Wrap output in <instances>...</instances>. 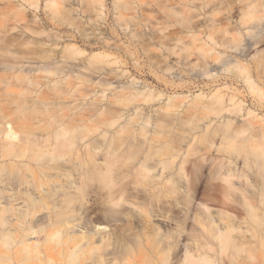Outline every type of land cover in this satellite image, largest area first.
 <instances>
[{"label":"bare ground","instance_id":"6f19581e","mask_svg":"<svg viewBox=\"0 0 264 264\" xmlns=\"http://www.w3.org/2000/svg\"><path fill=\"white\" fill-rule=\"evenodd\" d=\"M84 1L86 8L106 19V10L109 12L110 7L104 0ZM172 1L112 0V8L116 23L121 20L120 24L136 27L152 24V28L160 31L152 37L134 32L127 39H155L158 44L167 45L173 39H182V36L165 34L168 27H196L190 8L175 10L168 5ZM30 3L37 8L39 0ZM59 5L58 0H50L47 5L53 22L36 12H27L22 4L12 5L11 29L19 27L29 37L26 40L16 36L0 38V45L13 46L10 54L14 59L49 62L37 68L22 67L19 73H0V264H264V130L252 132L249 126L232 125L230 119L213 126L212 121L207 122L190 142L199 144L194 147L198 154L190 157L194 153L189 145L179 153L173 138L159 136L167 135L173 125L181 129L182 123L193 120L191 117L180 118L177 124L172 120L158 121L151 128L149 120L138 123L129 118L121 123L123 112L98 103L90 102L82 108L65 104L59 108L56 97L63 80L47 83L45 86L51 92L44 93L39 90L43 85L39 74L31 73L32 70L51 71L59 76L57 60L52 61L59 52L50 46L57 44L59 34L45 30L47 23L70 25L79 34L87 35L83 21L73 16V9L65 8V3L63 7ZM145 5L152 6L159 15L146 14ZM258 9L254 0H246L239 23L246 28L261 23L262 13ZM61 13L65 15L59 16ZM99 18L95 21L101 26L103 21ZM232 39L236 40V35ZM20 51L25 54L19 55ZM82 51L70 46L62 50L61 56L65 62L77 58ZM105 56L100 52L87 57L86 67L104 68ZM234 69L236 73H249L242 64L235 65ZM246 80L251 90L260 93L258 86L248 77ZM221 91L216 89L203 101L201 93L194 96L191 103L194 107L200 103V110L204 112L196 119L197 127L199 120L208 114L218 116L221 110H232L226 108L227 95ZM137 94V91L130 92L115 99L130 102ZM228 101L235 105L233 95L228 96ZM173 105L169 101L165 112ZM245 131L250 132L243 135ZM216 136L220 137L218 143ZM212 147L220 153L219 157L207 154ZM242 152L244 164L256 175L251 182L247 181L248 174L238 173L232 165L233 154L237 157ZM204 165L208 167L209 180L204 198L199 201L202 214L194 216V225L189 229L184 220L177 219L170 208L161 204L162 196L169 198L174 194L177 197L173 199L178 202L181 197L183 207L188 205L195 198L199 170ZM241 175L246 176L247 185L252 189L236 186L234 178L239 179ZM153 180L159 185L157 194L148 191V197L139 193V187L148 190ZM218 188L221 194L216 193ZM237 190L241 192L239 200L234 196ZM219 195L226 209L214 211L208 200ZM158 214L174 221L175 227L160 230L157 226L152 239L136 229L135 222L140 218L150 220ZM32 236L45 237L44 247L39 242H29ZM180 244L184 246L181 254L176 251Z\"/></svg>","mask_w":264,"mask_h":264},{"label":"rangeland","instance_id":"374dc122","mask_svg":"<svg viewBox=\"0 0 264 264\" xmlns=\"http://www.w3.org/2000/svg\"><path fill=\"white\" fill-rule=\"evenodd\" d=\"M30 1L33 0H0L1 39H12V36H16L19 39L26 40L29 37L19 27L11 29L14 20L11 15V7L16 3L22 4L27 9V12H36L39 17L46 16L49 21L53 22L48 15L47 5L50 0H39L37 8L32 6ZM58 1L60 7H63L65 3V8L70 7L73 9V16H77L83 21L85 32H87L86 36L81 35L75 27L61 23L53 26L48 21L49 24L47 23L46 25L45 30L59 34L57 44L50 45L54 47L55 51L59 52V56L52 60H57L59 76L51 74L53 73L51 71L32 70L31 73L39 74L43 83L39 90L44 93L51 92V89L45 86L47 83H53L56 79L63 80L59 83V94L56 97V100L59 101V108L65 104L82 108L89 105L90 102L98 103L103 107H112L123 112V117L121 116L119 121L121 123L126 122L129 118L136 119L138 123L149 120V127L151 128H154V123L158 121L170 122L172 120L177 124L180 118L186 120L187 117H191L193 120L182 123L181 129H177V126L173 125L172 127L170 126V132L167 135L159 136L160 139L173 138L175 146L180 148L178 150L179 153L186 150L189 145L191 153H194L190 157H195L198 154L195 152L197 150H194V147L199 145L198 143L191 144L190 142L193 136L201 132L202 126H205L207 122L211 123L212 121L211 126H213L216 122L230 119L233 122L232 125L249 126L252 132L259 133L264 130V0H254L259 12L262 13V20L261 23L254 24L251 28H246L245 25L239 23L240 13L242 7H245L246 0H193V2L174 0L168 2L169 7H173L175 10L190 8L196 27L194 29H186L177 25L168 27L164 31L165 34L168 36H182V39H173L170 41L172 43L167 45H160L155 39L142 40L141 38L138 39V37H134L131 40L127 39L134 32L143 35V37H152L154 34H159L160 31L152 28V24H142V27H136L120 24L121 20L116 23L112 0H104L107 3V7L110 8L109 12L106 10V19L103 20L97 17L94 11L86 8L84 0L82 2L80 0ZM39 9H41L42 13H40ZM83 9H85V12H83ZM145 13L153 16L159 15L150 5H145ZM102 14H105L104 10ZM162 14L165 16V13ZM63 15L65 14H59V16ZM95 18L103 21L101 26L98 25ZM152 19L155 20L154 18ZM151 23L155 22L152 21ZM191 31L194 32L192 33ZM233 35H236V40L232 39ZM40 40L46 41L48 45L50 44V41ZM70 46L83 50V53L77 55L78 57L75 59H68L64 62V58L61 56L62 50ZM11 48L13 46L8 43L0 45V73H19L20 69L25 66L31 65L33 68H37L41 65H49L47 61L35 60L34 62H27L26 59H14L10 54ZM201 48L204 50L206 48V50L202 51ZM207 48L209 49L207 50ZM100 52L106 54L104 57V68L88 69L84 60L94 53ZM18 54H25V51H20ZM237 64L244 65L249 73H236L234 66ZM50 65L53 64L50 63ZM209 65L212 66L210 67ZM197 67L198 69H195ZM227 67L229 68L228 70L226 69ZM67 77L68 79L64 80ZM247 77L255 86H258L260 93L255 89H250L248 80H246ZM82 79L90 80L82 81ZM225 82L227 83L224 84ZM216 89L222 90L223 92L221 91V93L227 95L224 98V100L226 99V108H232V110H221L218 116L208 114V117L199 120V127H197L196 119L204 115V112L200 110V103L194 107L195 104L193 105L191 101L198 93L203 95L201 101L207 100ZM136 91L138 92L137 96L133 97L130 102L127 99L122 102L115 99L116 96L128 95L130 92L134 93ZM229 95L234 96L236 101L234 106L228 101ZM169 101L174 105L169 112H165V106ZM61 112L62 110L59 109V113ZM36 131L37 134H40L39 130ZM247 132L250 131H245L243 135ZM215 140L218 143L220 137L216 136ZM137 145L142 148L140 144ZM138 146L134 148L136 149ZM207 154L218 156L220 153L216 152L215 148L213 149L212 147L207 151ZM234 155L236 154H233L235 162L232 163L233 167L237 169L238 173L243 171L248 174L247 181H253L256 178L255 172L253 169H248L244 164L241 157L243 152L237 157ZM207 163H209V160ZM204 166L199 170L200 176L195 187V198L188 205L183 207L181 197L179 199L180 202H178V200L173 199L177 197L174 194L169 197L170 200L165 195L162 196L161 204L170 208L177 219L184 220L185 227L189 229L194 225V216L198 213H200L199 215L202 214L199 201L200 198H204L203 192L209 180L208 167ZM245 177V175H241L239 179L234 178L236 186L252 189L253 187L247 185ZM154 181L156 182L157 180H153L147 186L148 190H143L139 187V193L148 196V191H150V193L155 192L157 194L159 185H156ZM218 189L219 191H216V193L221 194V188ZM240 194L241 192L237 190L234 196L239 200L241 199ZM220 197L221 195L217 196L216 199L208 200L210 208L214 209V211L216 209H226L221 204ZM135 223H137L136 229H140L143 233L145 232L143 235H148L151 239L154 237L153 232L157 226L160 230H168L175 227L174 221L167 219L162 214L152 216L150 220L140 218ZM28 241L39 242L41 247H44L45 237L32 236ZM176 251L181 254L184 251L183 244H180Z\"/></svg>","mask_w":264,"mask_h":264}]
</instances>
